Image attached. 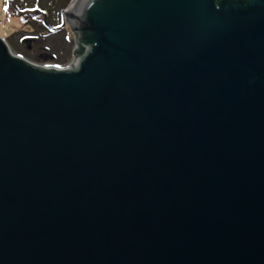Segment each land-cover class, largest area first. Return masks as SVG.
<instances>
[{
  "label": "water",
  "instance_id": "obj_1",
  "mask_svg": "<svg viewBox=\"0 0 264 264\" xmlns=\"http://www.w3.org/2000/svg\"><path fill=\"white\" fill-rule=\"evenodd\" d=\"M66 23L68 68L0 36V264H264V0Z\"/></svg>",
  "mask_w": 264,
  "mask_h": 264
},
{
  "label": "rangeland",
  "instance_id": "obj_2",
  "mask_svg": "<svg viewBox=\"0 0 264 264\" xmlns=\"http://www.w3.org/2000/svg\"><path fill=\"white\" fill-rule=\"evenodd\" d=\"M26 1L28 6L23 11L27 12L26 16L32 15L28 21L9 18L4 10V0H0V35L6 38L11 51L38 65H72L78 42L70 25H62V22L68 18L65 12L73 0H39L40 10L32 7L37 0ZM44 10L49 15L41 14Z\"/></svg>",
  "mask_w": 264,
  "mask_h": 264
},
{
  "label": "trees",
  "instance_id": "obj_3",
  "mask_svg": "<svg viewBox=\"0 0 264 264\" xmlns=\"http://www.w3.org/2000/svg\"><path fill=\"white\" fill-rule=\"evenodd\" d=\"M4 5H5L4 10L6 9V14L8 15L9 18L13 17L14 19H18V20L22 18L23 20H26V21H28L27 18L28 19L32 18V15L30 13H28L29 15L26 16L27 12L23 11L25 9L24 7L28 6V1L26 0L24 2L22 0H4ZM33 6L34 4L32 5V7ZM41 14H44V13H42L41 11ZM25 25H28V24H25ZM83 42L86 43L84 39H83ZM80 49H81V46H80Z\"/></svg>",
  "mask_w": 264,
  "mask_h": 264
},
{
  "label": "built area",
  "instance_id": "obj_4",
  "mask_svg": "<svg viewBox=\"0 0 264 264\" xmlns=\"http://www.w3.org/2000/svg\"><path fill=\"white\" fill-rule=\"evenodd\" d=\"M22 1H25V0H22ZM37 6H38V3L36 4ZM34 63V62H33ZM36 64V63H35ZM41 66H45V67H47V66H55V67H58V68H61V67H59L58 65H51V64H46V65H41Z\"/></svg>",
  "mask_w": 264,
  "mask_h": 264
},
{
  "label": "bare ground",
  "instance_id": "obj_5",
  "mask_svg": "<svg viewBox=\"0 0 264 264\" xmlns=\"http://www.w3.org/2000/svg\"><path fill=\"white\" fill-rule=\"evenodd\" d=\"M75 2H76V0H74V1H73V4L70 5V7H68V10L65 12L66 14L70 12V10H71V8H72V6L74 5ZM9 47H10V46H9Z\"/></svg>",
  "mask_w": 264,
  "mask_h": 264
},
{
  "label": "clouds",
  "instance_id": "obj_6",
  "mask_svg": "<svg viewBox=\"0 0 264 264\" xmlns=\"http://www.w3.org/2000/svg\"><path fill=\"white\" fill-rule=\"evenodd\" d=\"M76 57V56H75ZM26 59V58H25ZM31 62V61H30ZM33 63V62H32ZM38 65V64H37ZM71 66V65H70ZM69 66H67V67H61V68H68Z\"/></svg>",
  "mask_w": 264,
  "mask_h": 264
},
{
  "label": "snow or ice",
  "instance_id": "obj_7",
  "mask_svg": "<svg viewBox=\"0 0 264 264\" xmlns=\"http://www.w3.org/2000/svg\"><path fill=\"white\" fill-rule=\"evenodd\" d=\"M6 10V9H5Z\"/></svg>",
  "mask_w": 264,
  "mask_h": 264
}]
</instances>
